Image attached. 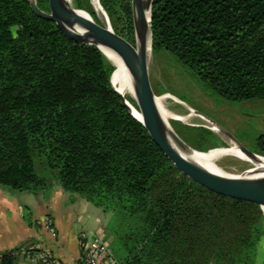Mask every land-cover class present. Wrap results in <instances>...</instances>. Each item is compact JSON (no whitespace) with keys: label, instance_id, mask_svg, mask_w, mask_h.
Masks as SVG:
<instances>
[{"label":"trees","instance_id":"1","mask_svg":"<svg viewBox=\"0 0 264 264\" xmlns=\"http://www.w3.org/2000/svg\"><path fill=\"white\" fill-rule=\"evenodd\" d=\"M72 4L100 24L91 0ZM100 4L134 45L132 0ZM36 5L50 12L49 0ZM150 31L153 55L173 56L211 96L264 100V0H153ZM114 71L99 48L68 38L30 0H0V188L48 198L59 185L111 214L122 264H257L261 206L181 173L113 89ZM199 131L212 148L224 146ZM255 153L264 156V134ZM20 252L0 253V264H18Z\"/></svg>","mask_w":264,"mask_h":264},{"label":"rangeland","instance_id":"2","mask_svg":"<svg viewBox=\"0 0 264 264\" xmlns=\"http://www.w3.org/2000/svg\"><path fill=\"white\" fill-rule=\"evenodd\" d=\"M91 4L100 25L106 24L105 18L97 13L93 0ZM81 14L85 16V13ZM149 73L156 96L161 97L164 109L170 113L166 120L176 134L196 153L228 150L235 144L233 139L255 153L256 139L264 134V100L229 102L211 96L197 77L168 53L154 56L152 51L150 52ZM199 129L215 134L224 146L212 148L215 140L209 135L203 137ZM197 146H205L209 150L199 151L195 148ZM216 165L229 177L243 176L253 169L251 164L234 156L222 157L216 161ZM36 169L40 175L50 178L49 172L41 165L37 164ZM67 194L71 199L70 203L79 197ZM74 214L77 232L80 235L85 234L91 240L102 239L109 245L116 264H122L125 256L122 246L114 243L107 230L111 214L104 213L84 199L81 204L76 203ZM258 259L257 264H264V255Z\"/></svg>","mask_w":264,"mask_h":264},{"label":"water","instance_id":"3","mask_svg":"<svg viewBox=\"0 0 264 264\" xmlns=\"http://www.w3.org/2000/svg\"><path fill=\"white\" fill-rule=\"evenodd\" d=\"M152 2L153 0H132L136 42L133 45L114 31L101 5L107 22L104 25L96 23L88 13L87 17L83 16L81 13L84 11L76 9L71 0H49V13L40 11L36 0H30L33 10L40 17L55 22L68 38L81 45H92L99 48L115 66L113 75L117 71V65L114 58L104 49L110 50L120 57L133 76V98L139 107L142 118L139 119L131 114L143 124L152 140L181 173L217 194L257 203L264 210V176H249L246 175V172L243 176L226 177L205 169L190 157L194 149L189 147L164 119L157 102L161 97L156 96L149 73V58L152 51L150 31ZM146 12L150 14L149 25ZM114 90L130 111L123 96L116 89ZM233 140L247 156L253 159L261 157L235 139Z\"/></svg>","mask_w":264,"mask_h":264},{"label":"crops","instance_id":"4","mask_svg":"<svg viewBox=\"0 0 264 264\" xmlns=\"http://www.w3.org/2000/svg\"><path fill=\"white\" fill-rule=\"evenodd\" d=\"M69 200L59 185L54 186L48 198L43 194L36 196L0 188V253L20 248L18 264H37L36 252L27 251L30 245H36L39 251L50 252L62 264H78L81 241L75 225L74 207L83 199L76 197L71 203ZM47 220L53 222L56 237L46 229Z\"/></svg>","mask_w":264,"mask_h":264},{"label":"bare ground","instance_id":"5","mask_svg":"<svg viewBox=\"0 0 264 264\" xmlns=\"http://www.w3.org/2000/svg\"><path fill=\"white\" fill-rule=\"evenodd\" d=\"M93 1L97 13H100L105 18L102 9L100 7L99 1L98 0H93ZM83 13H85V17H87V12L84 11ZM149 16H150L149 12H146L148 25H149ZM104 50H106V52H109V54L114 58V61L117 65V71L111 78V84L113 88L116 89L126 100L127 104L129 105L130 112L133 115H135L137 118L141 119L142 118L141 113L137 111L128 100L129 97L134 96V79L130 70L127 68V66L124 64V62L120 59V57L116 53L107 49ZM157 102L160 111L162 112V115L166 120L167 117L170 116V113H168L164 109L163 102L160 98L157 100ZM225 156H234L240 160L246 161L249 164H251L253 166V169L249 170L246 173V175L254 176V177L264 176V157H258L257 159H253L247 156L246 154H244L236 144L232 145L228 150L225 151L196 153V151L194 150V152H192L190 155V157L194 159L197 163H199L202 167L221 176H226L227 174H225L221 169L218 168V166L216 165V161Z\"/></svg>","mask_w":264,"mask_h":264},{"label":"built area","instance_id":"6","mask_svg":"<svg viewBox=\"0 0 264 264\" xmlns=\"http://www.w3.org/2000/svg\"><path fill=\"white\" fill-rule=\"evenodd\" d=\"M45 227L50 230L53 237L57 236L51 220L45 222ZM80 241L81 256L78 264H116L109 245L102 239L89 241L87 236L82 234L80 235ZM35 260L37 264H62L60 259L45 250L36 252Z\"/></svg>","mask_w":264,"mask_h":264}]
</instances>
